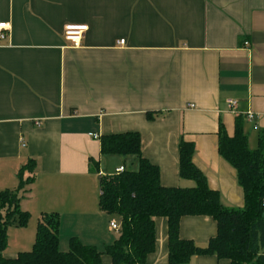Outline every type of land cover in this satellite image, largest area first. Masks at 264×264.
<instances>
[{
	"label": "crops",
	"instance_id": "0c3cea01",
	"mask_svg": "<svg viewBox=\"0 0 264 264\" xmlns=\"http://www.w3.org/2000/svg\"><path fill=\"white\" fill-rule=\"evenodd\" d=\"M0 23V193L18 192L32 223L29 234V223L11 226L22 232L4 258L32 250L43 214L59 215L63 253L71 238L101 252L118 240L110 222L119 219L100 208V177L136 160L102 155L106 135L139 133L142 156L167 188L195 186L179 174L180 141H193L208 187L223 206L244 207L218 132L223 125L233 137L241 116L254 150L264 131V0H0ZM67 25L88 27L79 46L64 39ZM25 166L31 183L18 191ZM155 230L144 264H169L167 219L156 218ZM179 234L206 247L217 223L186 216ZM189 264L228 261L195 256Z\"/></svg>",
	"mask_w": 264,
	"mask_h": 264
},
{
	"label": "trees",
	"instance_id": "16d2710c",
	"mask_svg": "<svg viewBox=\"0 0 264 264\" xmlns=\"http://www.w3.org/2000/svg\"><path fill=\"white\" fill-rule=\"evenodd\" d=\"M154 120L158 114L148 113ZM218 152L236 171L237 181L244 192V207L222 205L218 192L208 187L206 177L194 165L193 141L181 139L179 144L180 178L194 181L192 188H167L160 183L159 168L142 156L141 137L137 132L106 135L101 138L104 156L134 158L136 168L100 177V208L119 219L120 236L112 245L99 251L81 243L69 241V251L59 249L60 218L57 213L43 214L37 226L35 243L29 252L12 259L3 257L8 245L7 230L16 225L25 228L30 215L20 208L18 192L0 193V264H104L102 256L111 264H144L155 251V219L168 221L169 264H189L195 256H215L228 264H264V131L258 146L251 150L244 132L241 116L236 118L233 137L223 125L218 132ZM99 171V166L90 160ZM32 168L19 172V190L31 179L24 175ZM186 216L211 217L217 223V234L206 247L180 238V221Z\"/></svg>",
	"mask_w": 264,
	"mask_h": 264
},
{
	"label": "built area",
	"instance_id": "2783aa9c",
	"mask_svg": "<svg viewBox=\"0 0 264 264\" xmlns=\"http://www.w3.org/2000/svg\"><path fill=\"white\" fill-rule=\"evenodd\" d=\"M7 28V24L5 23H0V37H4L2 35L3 31ZM88 31V27L85 25H67L64 28V39L67 42H70L73 46L77 47L81 44L82 39L85 35V33ZM120 44H124V40L120 41ZM248 43H245V45H247ZM230 105L235 107L236 106V102L232 101L230 102ZM246 119L248 120H253L255 118L253 113H248L246 114ZM95 138H97V136H95ZM125 171V168L123 166L117 168L115 170L114 173L118 174V173H122ZM110 229L112 231L118 232L120 230V225L117 221L112 220L110 222Z\"/></svg>",
	"mask_w": 264,
	"mask_h": 264
},
{
	"label": "rangeland",
	"instance_id": "374dc122",
	"mask_svg": "<svg viewBox=\"0 0 264 264\" xmlns=\"http://www.w3.org/2000/svg\"><path fill=\"white\" fill-rule=\"evenodd\" d=\"M28 223H29V225H28L29 227L26 230V234H29L30 233V228L32 226V223H30V222H28ZM20 230H22V229H17L15 227H11V226L7 230V236H8V240H9L7 247L8 246L10 247V250H11L10 252L17 251V246H15V243H13L11 240H12V238H15V236H17V233L19 234L20 232H22ZM35 231H36V229L34 230V233H35ZM23 232H25V231H23Z\"/></svg>",
	"mask_w": 264,
	"mask_h": 264
}]
</instances>
